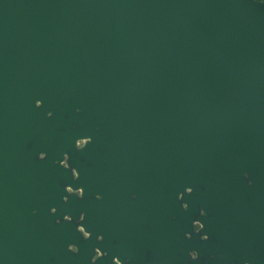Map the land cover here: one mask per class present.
<instances>
[{
	"label": "water",
	"instance_id": "95a60500",
	"mask_svg": "<svg viewBox=\"0 0 264 264\" xmlns=\"http://www.w3.org/2000/svg\"><path fill=\"white\" fill-rule=\"evenodd\" d=\"M89 135L174 190L264 195V1L0 0V202L63 194Z\"/></svg>",
	"mask_w": 264,
	"mask_h": 264
},
{
	"label": "flooded vegetation",
	"instance_id": "af4514ba",
	"mask_svg": "<svg viewBox=\"0 0 264 264\" xmlns=\"http://www.w3.org/2000/svg\"><path fill=\"white\" fill-rule=\"evenodd\" d=\"M91 142V135L78 138L56 159L70 177L54 178L65 190L60 196L0 202V234L10 235L0 264H264V195L251 201L246 172L232 202L223 188L201 182L174 190L121 152L119 163L107 162L100 146L84 154ZM76 162L87 188L74 184Z\"/></svg>",
	"mask_w": 264,
	"mask_h": 264
},
{
	"label": "trees",
	"instance_id": "16d2710c",
	"mask_svg": "<svg viewBox=\"0 0 264 264\" xmlns=\"http://www.w3.org/2000/svg\"><path fill=\"white\" fill-rule=\"evenodd\" d=\"M261 1H264V0H261Z\"/></svg>",
	"mask_w": 264,
	"mask_h": 264
}]
</instances>
